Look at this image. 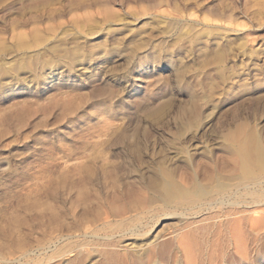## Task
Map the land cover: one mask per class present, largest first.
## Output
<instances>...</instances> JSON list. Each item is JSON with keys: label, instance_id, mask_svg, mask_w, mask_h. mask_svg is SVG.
Returning <instances> with one entry per match:
<instances>
[{"label": "rangeland", "instance_id": "rangeland-1", "mask_svg": "<svg viewBox=\"0 0 264 264\" xmlns=\"http://www.w3.org/2000/svg\"><path fill=\"white\" fill-rule=\"evenodd\" d=\"M191 101L195 127L166 145L176 109ZM162 103L153 120L148 111ZM235 120L254 125L264 143V0H0V219L18 209L40 172L65 170L93 141L123 178L135 177L141 167L129 164L126 149L142 125L156 153L182 168L183 147L194 161L221 162L220 134ZM246 198L197 215H155L134 233L121 230L122 243L207 224L212 245L197 264H264V227L249 231L244 258L226 235L230 225L218 224L227 210L264 209ZM175 250V262L151 264H188Z\"/></svg>", "mask_w": 264, "mask_h": 264}, {"label": "bare ground", "instance_id": "bare-ground-1", "mask_svg": "<svg viewBox=\"0 0 264 264\" xmlns=\"http://www.w3.org/2000/svg\"><path fill=\"white\" fill-rule=\"evenodd\" d=\"M166 105L162 103L149 110L150 117L157 121ZM198 113L194 101L188 106H179L174 114L175 131L164 137L163 142L170 145L178 135L195 127L193 119ZM104 127H109L108 121L103 123ZM150 136L151 129L144 124L127 146L129 164L141 167L135 177L123 178L118 166L97 152L98 141H93L90 153L72 155L65 170L51 176L40 172L35 187L27 192L18 209L0 219V261L11 264L170 263L177 260L175 248H178L183 250L188 264H197L203 250L212 245L207 238L211 232L207 224L160 240L154 236L143 244L135 240L123 244L120 231L129 229L134 233L142 220L146 226L155 215H197L217 202L247 205L246 196L253 199L256 207L264 203V143L254 125L235 120L222 129L220 138L226 152L221 162L214 157L194 161L183 147L187 165L182 168L168 161L169 153H156L153 145L158 141L150 145ZM148 145L151 149L147 150ZM145 170L149 172L147 176H144ZM231 196L236 200L233 203L226 201ZM246 209L227 210V214L218 218L219 225L222 222L230 225L226 235L232 238L234 249L244 253V258L249 231L257 234L264 227V209H253L254 215L249 216ZM209 253L214 254L208 250Z\"/></svg>", "mask_w": 264, "mask_h": 264}]
</instances>
